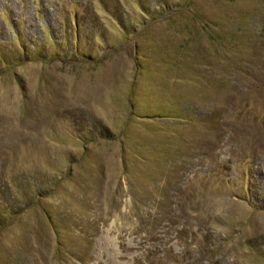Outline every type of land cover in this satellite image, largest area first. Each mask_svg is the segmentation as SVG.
I'll return each instance as SVG.
<instances>
[{
  "label": "rangeland",
  "instance_id": "1",
  "mask_svg": "<svg viewBox=\"0 0 264 264\" xmlns=\"http://www.w3.org/2000/svg\"><path fill=\"white\" fill-rule=\"evenodd\" d=\"M0 264H264V0H0Z\"/></svg>",
  "mask_w": 264,
  "mask_h": 264
}]
</instances>
